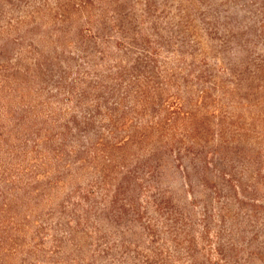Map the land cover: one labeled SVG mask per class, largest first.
Listing matches in <instances>:
<instances>
[{"label": "trees", "instance_id": "16d2710c", "mask_svg": "<svg viewBox=\"0 0 264 264\" xmlns=\"http://www.w3.org/2000/svg\"><path fill=\"white\" fill-rule=\"evenodd\" d=\"M0 264H264V0H0Z\"/></svg>", "mask_w": 264, "mask_h": 264}, {"label": "rangeland", "instance_id": "374dc122", "mask_svg": "<svg viewBox=\"0 0 264 264\" xmlns=\"http://www.w3.org/2000/svg\"><path fill=\"white\" fill-rule=\"evenodd\" d=\"M228 5H230V6H228ZM227 6L230 7L229 9L235 11V8L234 7H236V6H234V4L229 3V4H227ZM236 8H238V7H236ZM18 260L21 261L20 259H18Z\"/></svg>", "mask_w": 264, "mask_h": 264}]
</instances>
